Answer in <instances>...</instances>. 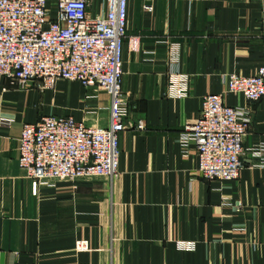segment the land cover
<instances>
[{
  "label": "crops",
  "instance_id": "crops-1",
  "mask_svg": "<svg viewBox=\"0 0 264 264\" xmlns=\"http://www.w3.org/2000/svg\"><path fill=\"white\" fill-rule=\"evenodd\" d=\"M104 10L93 1L94 16ZM122 57L133 110L118 176L43 182L37 193L19 164L24 125L65 116L108 128L111 96L0 76V264H264V100L227 94L229 76L264 66V0H129ZM209 94L251 110L236 181L203 178L185 136Z\"/></svg>",
  "mask_w": 264,
  "mask_h": 264
},
{
  "label": "built area",
  "instance_id": "built-area-1",
  "mask_svg": "<svg viewBox=\"0 0 264 264\" xmlns=\"http://www.w3.org/2000/svg\"><path fill=\"white\" fill-rule=\"evenodd\" d=\"M93 1L0 0V76L23 85L40 82L44 90L59 81L78 82L111 96L108 128L65 116L24 125L19 164L33 180L35 193L43 182L113 179L119 174V137L133 110L122 88L129 0H103L105 10L96 16ZM227 94L249 104L264 100V66L252 76H229ZM171 95L182 99L187 92L176 87ZM251 123L249 108L227 105L222 94L203 98L199 118L185 127L186 138L196 144L203 178L240 179ZM134 128L145 131L146 125L139 121ZM87 249L78 243L77 252Z\"/></svg>",
  "mask_w": 264,
  "mask_h": 264
}]
</instances>
